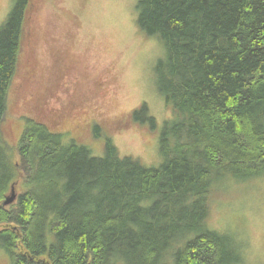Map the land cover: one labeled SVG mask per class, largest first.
<instances>
[{
  "label": "trees",
  "instance_id": "16d2710c",
  "mask_svg": "<svg viewBox=\"0 0 264 264\" xmlns=\"http://www.w3.org/2000/svg\"><path fill=\"white\" fill-rule=\"evenodd\" d=\"M29 4L14 0L0 24V247L12 264L240 263L237 240L206 218L213 182L264 175V0L137 1L138 27L166 51L158 89L178 113L157 167L109 139L94 156L32 118L16 145L5 140ZM131 114L155 126L145 103Z\"/></svg>",
  "mask_w": 264,
  "mask_h": 264
},
{
  "label": "rangeland",
  "instance_id": "374dc122",
  "mask_svg": "<svg viewBox=\"0 0 264 264\" xmlns=\"http://www.w3.org/2000/svg\"><path fill=\"white\" fill-rule=\"evenodd\" d=\"M13 1L0 0V24ZM137 1L30 0L2 120L9 144L32 118L94 156L105 154L109 139L121 156L160 165V133L178 113L158 89L166 51L138 27ZM142 103L153 128L131 114ZM211 190L207 225L237 240L243 257L237 264H264V175L225 176ZM0 264H12L1 247Z\"/></svg>",
  "mask_w": 264,
  "mask_h": 264
},
{
  "label": "water",
  "instance_id": "95a60500",
  "mask_svg": "<svg viewBox=\"0 0 264 264\" xmlns=\"http://www.w3.org/2000/svg\"><path fill=\"white\" fill-rule=\"evenodd\" d=\"M15 198H16V193H15V191L12 189L11 190V193L10 194H8L6 197H5V199H4V205H8V204H10L11 202H13L14 200H15Z\"/></svg>",
  "mask_w": 264,
  "mask_h": 264
}]
</instances>
